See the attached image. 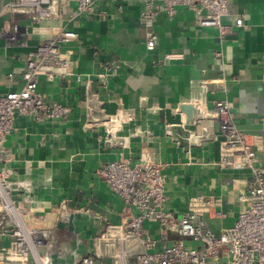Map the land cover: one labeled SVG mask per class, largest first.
I'll return each mask as SVG.
<instances>
[{
	"label": "crops",
	"instance_id": "0c3cea01",
	"mask_svg": "<svg viewBox=\"0 0 264 264\" xmlns=\"http://www.w3.org/2000/svg\"><path fill=\"white\" fill-rule=\"evenodd\" d=\"M96 1L95 14L80 13L76 3L61 0L58 18H1L0 95L23 87L26 59L38 45L61 28L78 35L63 47L72 51L74 74L42 78L39 84L49 102L68 105L72 112L66 120L19 116L7 142L14 166L25 173L31 165L32 177L43 183L41 208L51 211L68 203L71 219L59 233L78 257L100 252V235L121 221L123 201L98 173L119 158L131 164L160 162L168 176L167 208L177 215L187 210L191 197L213 196L221 200L226 218L210 219L211 227L218 232L232 226L244 208L241 197L249 191L252 172L216 164L223 134L216 119L201 118L195 101L213 108L215 101L229 100L237 127L264 141V0H233L224 20L230 27L226 36L220 28L200 26L185 9L173 21L161 17L155 22L154 50L148 49L141 23V0H125L122 10L113 0ZM239 18L243 26L237 25ZM16 25L18 39L12 44L2 34L14 33ZM168 54L177 57L165 63ZM200 80L204 88L195 89ZM109 116L122 117L118 141L106 138L103 124L93 126Z\"/></svg>",
	"mask_w": 264,
	"mask_h": 264
},
{
	"label": "built area",
	"instance_id": "2783aa9c",
	"mask_svg": "<svg viewBox=\"0 0 264 264\" xmlns=\"http://www.w3.org/2000/svg\"><path fill=\"white\" fill-rule=\"evenodd\" d=\"M68 1L76 3L80 13L99 11L96 0ZM113 1L123 9L125 0ZM141 2V23L149 50L157 44L155 22L161 17L173 21L181 9L202 27L220 28L223 36L230 29L224 20L233 0ZM1 5L0 22L5 15L24 16L34 22L61 16V0H4ZM236 23L243 26V18ZM18 34L16 25L14 33L2 36L15 44ZM77 38L74 31L61 28L54 38L38 45L26 59L23 87L0 95V264H264V141L262 136L237 127L232 103L226 99L215 101L213 108L201 100H196L195 106L202 119H216L223 134L216 164L252 172L249 191L241 197L244 208L232 226H222L218 232L211 227L210 219L226 218L221 200L213 196L191 197L187 210L177 215L167 208L168 176L160 162L131 164L119 158L104 164L98 173L123 201L120 223L108 226L100 235L99 245L104 246L100 252L78 257V253L68 251L59 233L71 219L68 203L63 201L51 211L41 208L38 195L43 183L32 177L31 165L25 173L14 166L7 142L19 116L37 121L69 118L71 107L49 102L39 92V84L42 78L54 80L74 74L72 51L63 47ZM176 57L168 54L164 62L171 63ZM205 84L197 81L195 89H203ZM121 121L120 116H109L93 126L103 124L106 138L118 141ZM125 142L120 144L125 146ZM148 224L156 226L158 232Z\"/></svg>",
	"mask_w": 264,
	"mask_h": 264
},
{
	"label": "water",
	"instance_id": "95a60500",
	"mask_svg": "<svg viewBox=\"0 0 264 264\" xmlns=\"http://www.w3.org/2000/svg\"><path fill=\"white\" fill-rule=\"evenodd\" d=\"M185 109H186V111L188 112V113H190V112H193L192 111V109H191V106L190 105H187L186 107H185ZM178 131H180L179 129H177ZM181 132V131H180ZM187 136V135H186Z\"/></svg>",
	"mask_w": 264,
	"mask_h": 264
}]
</instances>
